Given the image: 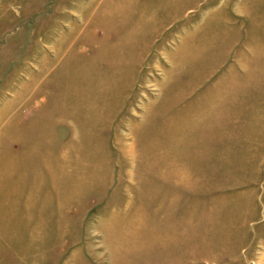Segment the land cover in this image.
<instances>
[{
  "label": "rangeland",
  "instance_id": "374dc122",
  "mask_svg": "<svg viewBox=\"0 0 264 264\" xmlns=\"http://www.w3.org/2000/svg\"><path fill=\"white\" fill-rule=\"evenodd\" d=\"M137 1L134 6L132 0H0V264H54L56 257L58 264H87L86 257L95 260L91 264H105L101 224L120 222L118 215L138 204L131 195H141L134 181L149 168L147 162L185 153L219 159V173L212 178L219 193L203 197L205 206L248 210L235 217L234 227L243 233L241 242L227 248L230 260L264 264V136L248 132V126L264 129V85L252 86L246 96L243 88L233 87L246 74L231 66L222 86L208 88L198 99L196 131L202 145L193 150L186 137L182 152L168 154L166 135L174 145L180 128L194 122H188L174 85L170 92L177 100L163 109L172 113L166 123L154 101L165 79L181 82L198 73L178 70L183 57L178 59L171 38L150 53L140 47L136 58L120 48L131 39L98 37V29H106L113 18L127 20L131 11L144 13L154 2L168 8L165 0ZM100 2H105L101 8ZM90 15L95 30L88 28ZM245 48L248 54L241 49L232 64L250 60V47ZM262 69L247 79L262 74L264 81ZM200 115L206 119L199 120ZM131 170L139 178L131 181ZM28 191L32 200L26 201L25 213L20 204ZM120 205L122 211H116ZM34 209L36 223L54 226V218L57 230H29Z\"/></svg>",
  "mask_w": 264,
  "mask_h": 264
},
{
  "label": "crops",
  "instance_id": "0c3cea01",
  "mask_svg": "<svg viewBox=\"0 0 264 264\" xmlns=\"http://www.w3.org/2000/svg\"><path fill=\"white\" fill-rule=\"evenodd\" d=\"M165 1L167 11L154 2L144 13L136 14L131 11L127 20L113 18L109 21L112 25L109 23L106 29L104 27L98 29V37L131 39L129 45L121 44L120 48L127 47L126 50L130 49V53L136 58L143 52L139 51L140 47L143 50L147 48L150 53V50L153 52L161 40L171 38L170 41L175 44L172 47L179 55L178 59L183 57L181 61L179 60L178 70L187 68L198 73L197 77L181 82L165 79L163 93L154 101L153 107L159 109L160 119L166 123L171 119L172 113L163 112V109L169 110L170 104L177 100L175 94L171 95L170 92L174 85L179 89L178 94H181L178 98L183 100L188 122H194L192 127L186 125L185 128H180L174 138L176 140L174 145H171L170 134L166 135L165 151L171 154L182 152L184 145L181 142L185 141L186 137L192 144L193 150H198L200 143L202 145L196 131L198 129L196 113L200 111L202 103V100L198 99L208 92L206 91L208 88L222 84L224 81L222 76L226 75L231 66L238 72L246 74V76L243 75L242 82H234L233 85L234 88H243L246 96H250L252 86L258 88L259 85H264V81L261 80L262 74H255L254 77H259L256 79H247L251 71H261L264 67V0H210L209 4L208 0H193L188 5L184 3V0ZM104 3L100 2L98 6L100 5L101 8ZM132 3L134 6L138 5L137 0H132ZM170 4L183 9L174 11L169 8ZM90 17L91 15L87 22L88 28L91 29L94 28L93 24L96 20ZM106 18L109 17H105V21ZM179 43L182 50H179L177 46ZM246 46L250 47V60L243 61V64L239 62L232 64L234 55L238 54L241 49L247 52ZM192 60L195 62L187 63ZM202 62L207 64H202ZM173 63L171 60L170 70L175 69L174 66L171 67ZM227 87L230 85L227 84ZM223 91L228 90L223 88ZM254 91L257 93L258 89ZM210 102L209 100L207 104ZM261 104L264 108V101ZM202 119L206 117L200 115L199 120ZM250 129L251 127L248 126L249 134L264 136L262 127H257L253 131ZM158 161V163L147 162L145 167L149 168L142 170V173L140 171L141 175L136 170L130 172L131 181L135 176L141 177L140 180L135 179L134 181L137 189L140 188L141 195L138 194L137 197L131 195V199H136L138 204L121 212L118 215L120 222L101 224V229H106L102 236L104 238L102 244L108 251L105 264H236L235 260H230L227 255L229 252L227 248L241 242L243 231L235 229L234 226L238 224L235 217L245 214L248 210L243 207L234 212L232 208L229 212L226 207L218 209L205 206L202 201L203 197L211 198L219 193L212 185V178L219 173V159L208 160L185 153L182 157H165ZM155 166L160 168L152 169ZM134 171H136L135 175H133ZM51 175H53L52 172ZM23 177L26 179L25 176ZM223 191L225 194L229 190L224 189ZM29 192L23 193V202L20 204L25 213L28 208L26 201L32 200L28 198ZM56 198V194L55 196L49 195V201L56 200ZM103 204L106 205L105 200ZM103 204L99 205V210L104 209ZM120 207L116 211H122L123 207L121 205ZM32 212L34 214L30 215L29 230L44 231L46 228H50V232L57 230L54 218L52 219L54 226L50 224L43 227L42 224L35 222L34 217L37 214L35 209ZM116 215L114 214L113 219ZM238 217L241 219L240 216ZM247 221L250 223V219ZM25 222L26 218L22 222L25 226L24 230L27 229ZM41 240L44 239L39 236V241ZM52 258L50 262H53L54 258ZM66 258L70 262L73 260V257L68 254ZM54 260V264H58L60 259L56 257ZM94 261L93 258L92 260L85 258L87 264ZM98 263L101 264L100 261Z\"/></svg>",
  "mask_w": 264,
  "mask_h": 264
}]
</instances>
